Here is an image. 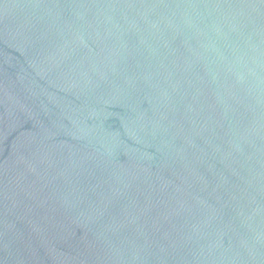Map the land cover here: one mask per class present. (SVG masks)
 Here are the masks:
<instances>
[{
  "label": "water",
  "instance_id": "obj_1",
  "mask_svg": "<svg viewBox=\"0 0 264 264\" xmlns=\"http://www.w3.org/2000/svg\"><path fill=\"white\" fill-rule=\"evenodd\" d=\"M0 264H264V0H0Z\"/></svg>",
  "mask_w": 264,
  "mask_h": 264
}]
</instances>
